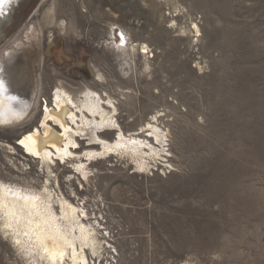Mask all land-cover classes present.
Segmentation results:
<instances>
[{"label": "rangeland", "instance_id": "374dc122", "mask_svg": "<svg viewBox=\"0 0 264 264\" xmlns=\"http://www.w3.org/2000/svg\"><path fill=\"white\" fill-rule=\"evenodd\" d=\"M4 34L0 55L26 49L41 91L25 120L0 126L1 182L46 184L16 144L58 81L110 100L121 131L157 149L149 170L124 149L84 158L87 179L76 161L54 166L52 189L95 230L86 264H264V0H22ZM150 123L163 145L141 131ZM76 140L81 156L102 152ZM0 264H28L1 230Z\"/></svg>", "mask_w": 264, "mask_h": 264}, {"label": "bare ground", "instance_id": "6f19581e", "mask_svg": "<svg viewBox=\"0 0 264 264\" xmlns=\"http://www.w3.org/2000/svg\"><path fill=\"white\" fill-rule=\"evenodd\" d=\"M18 2L0 0V43L5 38L6 27L15 18ZM26 36L30 40L31 37ZM122 38L127 42L124 35ZM22 46L17 44L18 48ZM147 49L144 47L145 51ZM24 52L11 49L0 55V126H12L25 120L35 93L41 91L40 80L35 83L26 66ZM51 101V106L45 107L41 126L25 133L16 144L25 156L42 165L48 180L40 190L0 181V230L18 255L28 259V264H86L88 252L95 254L97 251L95 230L84 223L87 215L80 206L52 189L50 176L54 175V166L76 161V169L87 179L86 171L82 170L84 158L124 149L131 150L139 169L149 170L147 160L157 149L151 147L150 154L146 153L144 149L149 144L138 138L140 132L125 135L111 111L107 110H116L114 104L110 100L104 103L101 95L81 83L72 87L58 81ZM90 128L97 131H117L119 128V135L114 142H108L95 135L94 130L90 132ZM148 128L141 131H152L156 141L163 145L164 134L151 123ZM78 137L100 144L102 152L91 151L81 156L76 152Z\"/></svg>", "mask_w": 264, "mask_h": 264}, {"label": "water", "instance_id": "95a60500", "mask_svg": "<svg viewBox=\"0 0 264 264\" xmlns=\"http://www.w3.org/2000/svg\"><path fill=\"white\" fill-rule=\"evenodd\" d=\"M21 4V0H19V2H18V5L16 6L17 8H18V6ZM11 24V23H10ZM1 33H2V31H1ZM1 38H4V37H1Z\"/></svg>", "mask_w": 264, "mask_h": 264}]
</instances>
